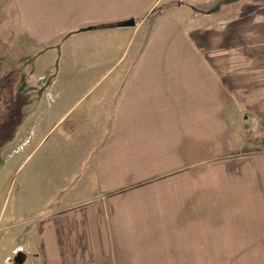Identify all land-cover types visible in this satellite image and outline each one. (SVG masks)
I'll return each mask as SVG.
<instances>
[{
    "label": "crops",
    "instance_id": "obj_1",
    "mask_svg": "<svg viewBox=\"0 0 264 264\" xmlns=\"http://www.w3.org/2000/svg\"><path fill=\"white\" fill-rule=\"evenodd\" d=\"M13 1L22 31L0 66L21 71L27 103L2 148L17 141L7 161L24 163L55 138L21 181L29 217L0 211V264L264 242V149L237 150L234 125L236 51L254 50L235 38L264 28V1Z\"/></svg>",
    "mask_w": 264,
    "mask_h": 264
},
{
    "label": "rangeland",
    "instance_id": "obj_2",
    "mask_svg": "<svg viewBox=\"0 0 264 264\" xmlns=\"http://www.w3.org/2000/svg\"><path fill=\"white\" fill-rule=\"evenodd\" d=\"M14 6L13 0H0V55L5 46L9 49L11 33L16 37L22 31ZM243 22L244 20H241L240 24L243 25ZM258 22L260 21L257 19L254 24ZM235 41L236 44L246 43L254 48V50L236 51L237 104L234 110V125L240 129L242 135V141L238 143L237 150L258 152L264 149V28L253 25L245 35H237ZM11 69L13 68L9 65L0 66V79L6 71ZM54 138L55 136L52 135L24 163L22 161L26 153L10 163L7 161L8 153L13 146L18 144L17 141L9 142L0 149V166L2 165L0 168V211L3 210L6 220L13 219L14 221L15 219L18 222L17 226L21 225L26 216L29 217L26 212L18 211L20 201L28 202L30 205L37 201L35 194L28 193L22 196V189L26 190V188H23L21 181L37 162L39 156L54 141ZM27 188H30V185ZM31 212L34 213L33 210ZM5 230L3 225L0 226V255L4 253L6 245L5 237L2 236ZM256 237L240 234L221 235V240L236 239V241H222L218 244V248L206 250L204 254H118V258L120 264H264V242L254 241Z\"/></svg>",
    "mask_w": 264,
    "mask_h": 264
},
{
    "label": "trees",
    "instance_id": "obj_3",
    "mask_svg": "<svg viewBox=\"0 0 264 264\" xmlns=\"http://www.w3.org/2000/svg\"><path fill=\"white\" fill-rule=\"evenodd\" d=\"M20 70L6 71L0 79V149L13 137L25 116L27 98L16 90Z\"/></svg>",
    "mask_w": 264,
    "mask_h": 264
},
{
    "label": "water",
    "instance_id": "obj_4",
    "mask_svg": "<svg viewBox=\"0 0 264 264\" xmlns=\"http://www.w3.org/2000/svg\"><path fill=\"white\" fill-rule=\"evenodd\" d=\"M133 23V22H132ZM128 25V24H127ZM23 259V254L22 253H19L17 256H16V258H15V260L17 261V262H20L21 260Z\"/></svg>",
    "mask_w": 264,
    "mask_h": 264
}]
</instances>
